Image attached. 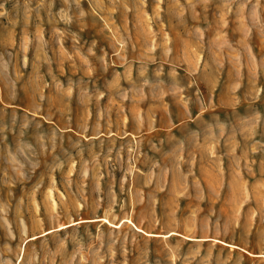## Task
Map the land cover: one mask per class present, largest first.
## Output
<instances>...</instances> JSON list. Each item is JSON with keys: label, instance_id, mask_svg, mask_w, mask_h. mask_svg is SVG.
<instances>
[{"label": "rangeland", "instance_id": "rangeland-1", "mask_svg": "<svg viewBox=\"0 0 264 264\" xmlns=\"http://www.w3.org/2000/svg\"><path fill=\"white\" fill-rule=\"evenodd\" d=\"M0 264H264V0H0Z\"/></svg>", "mask_w": 264, "mask_h": 264}]
</instances>
